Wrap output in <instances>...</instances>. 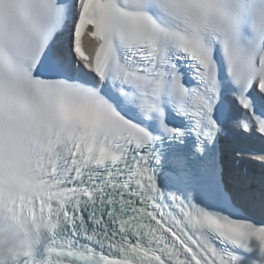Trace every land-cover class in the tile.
I'll return each instance as SVG.
<instances>
[{
  "label": "snow or ice",
  "instance_id": "snow-or-ice-1",
  "mask_svg": "<svg viewBox=\"0 0 264 264\" xmlns=\"http://www.w3.org/2000/svg\"><path fill=\"white\" fill-rule=\"evenodd\" d=\"M0 264H264V0H0Z\"/></svg>",
  "mask_w": 264,
  "mask_h": 264
}]
</instances>
